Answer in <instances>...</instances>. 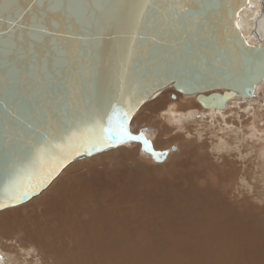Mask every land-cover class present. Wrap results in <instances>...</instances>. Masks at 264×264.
Here are the masks:
<instances>
[{"label": "water", "instance_id": "1", "mask_svg": "<svg viewBox=\"0 0 264 264\" xmlns=\"http://www.w3.org/2000/svg\"><path fill=\"white\" fill-rule=\"evenodd\" d=\"M258 5L249 44L236 26L249 0H0V211L38 196L71 162L128 142L70 159L38 193L7 201L40 144L66 142L114 104L131 101L135 115L165 89L208 111L250 100L264 82Z\"/></svg>", "mask_w": 264, "mask_h": 264}, {"label": "bare ground", "instance_id": "2", "mask_svg": "<svg viewBox=\"0 0 264 264\" xmlns=\"http://www.w3.org/2000/svg\"><path fill=\"white\" fill-rule=\"evenodd\" d=\"M249 2L252 8L240 12L239 27L248 43L254 44L251 30L259 5L258 0ZM159 98H154L153 107L164 104L159 119L164 128H183L199 116L212 127L209 132V128L205 131L207 125L189 128L192 131H184L189 139L197 144L206 139L217 159L224 152L238 150L234 156L244 164L253 155L259 178L264 177V82L250 100L229 103L220 112L186 107L179 99L165 104L166 97L165 101ZM154 99L142 106L151 102L150 106ZM232 110L237 112L233 117L240 112L251 114V124L240 138L233 130H238L236 124L224 121ZM146 138L153 139V135L146 134ZM131 144L128 141L120 145L125 148H116L120 153L115 152L113 163L91 161L68 175L75 164L71 162L43 195L22 207L0 211V264H146L148 255L141 257V252L158 254L162 264H264V220L232 212L215 188L189 186L191 180L182 177L185 175L181 177L188 181V190L171 182L158 190L153 186L138 189L132 177L121 179L125 174L115 168L123 157L129 159ZM245 144L249 147L241 152ZM135 147L143 152L140 146ZM169 150L175 151V147ZM175 164L183 166L178 161Z\"/></svg>", "mask_w": 264, "mask_h": 264}, {"label": "rangeland", "instance_id": "3", "mask_svg": "<svg viewBox=\"0 0 264 264\" xmlns=\"http://www.w3.org/2000/svg\"><path fill=\"white\" fill-rule=\"evenodd\" d=\"M165 91H162L161 94L159 95L160 98L162 99L166 97L165 99L166 101L163 99L165 101L164 102L165 104L167 101H175L179 99L186 107H190V108L200 107L199 110L200 111L203 110L201 106L195 101L194 98H188V97L184 98L180 94L176 93L171 89H167ZM159 96L156 98L158 99ZM171 96H173V98H171ZM155 99L154 101H152L153 102L151 104L152 106L151 105L149 106V104L151 103L150 102L149 104L147 103L146 105L141 106V108H139V110L134 115L129 126V131L134 136H139L143 134L144 139H146L149 142L151 150H148V148L144 145L143 141L141 140L129 141L130 143L134 144V145L131 144V147L127 148L129 150L128 154H130L129 159L123 157L125 158V160H123L122 158L124 162L121 160L117 168H115L117 172L118 171L120 172V175L125 174L124 176H120L121 179L123 178L128 179L129 177H132L134 181L138 183L137 184L138 189L139 188L146 189L150 186H153L155 189L158 190L161 188L162 185L171 182L173 186L178 185L180 187L182 185V187L180 188H182L183 190H188V188H190L187 185L188 181L185 182L186 179L184 180L182 179V177L187 178L192 182V183L190 181L188 182L189 186L193 185L194 183L196 185L195 187L200 186L207 188H212V187L215 188L218 197L222 201L224 202L226 201V203L232 206V208L234 209L232 210V212L242 211L243 213L248 214L250 216H254L258 219L260 217L259 220L263 221L264 220V177L259 178V166H255L253 164V155L250 156L249 159L243 161L244 164H241V162L237 160V158L234 156V154H236L238 150H232V152L229 154L227 152H226L227 154L224 152L225 154L223 153L222 156H219V158L217 159V155L213 154V152H211L210 148L207 146L208 142H206V139H203V141L199 140L200 143L197 144L196 142H194L193 139H189L187 134L184 133V131L190 132L192 130H195L196 126L205 127L206 125L208 127L207 126L205 127V131L209 128L206 131L209 132V130L211 129L210 127L212 126L209 125L207 120H202L200 119L201 117L196 116L193 120L187 121V123L184 124L185 126L183 128H178L176 126H174V128L173 126L170 128H164L163 123L159 121L161 115L160 111L162 110V108H164L163 107L164 104L162 103L161 105H155L156 108L155 110V108L153 107L157 100ZM147 105L148 108L149 107L151 108L148 109L146 107ZM235 112H236L235 110H232L231 113L229 112L227 114L228 116L224 119V121L226 122L232 121V123L236 124L238 130H236V128H234L233 130L234 133H236V136L240 138L242 137V135L244 136V133L248 130L247 127L250 126L251 124L250 121L252 118H251V114L248 113L249 115L248 114L246 115L245 113L242 112L237 114V116L239 115L238 117L237 116L233 117L232 113ZM248 118L251 119L249 120ZM157 121H159L160 123H158ZM189 128L192 130H190ZM146 134L153 135V139L151 138L147 139ZM207 135L208 134L205 133L204 138H206ZM232 136L233 135H230L231 138ZM137 145L140 146V148H143V152H138V149L137 150L135 149L136 148L135 146ZM120 147H124V146H120ZM172 147H175V151L169 150ZM234 147L236 148V146ZM247 147H249V144L247 145L245 144L240 149V151L245 152ZM119 148L117 147V149ZM124 148H121V150ZM117 149L106 151L104 153L98 154V156L94 155L92 156V158L91 157L84 158L73 162L75 164L71 163L70 165L72 164L73 165L70 167L73 168L69 170L68 175H71L72 172L74 173L75 171H77V167L85 165L88 162L90 163L91 161L93 162L97 160L99 163L102 164H106L107 162L110 161L111 163H113L112 159L114 156L117 155L115 154ZM131 151L133 154L131 153ZM153 152L155 153L166 152V153L161 161H157L154 158ZM119 153L120 152H118V154ZM175 153H178L177 156H173ZM225 155L227 157H230L231 159H228ZM118 160H120L119 156H118ZM177 161L183 163V166L181 167L180 165H176L175 162ZM125 163L128 165V167L126 166V168H125L126 165ZM134 165L137 166L135 170H133ZM173 168H175V170ZM125 170L126 172H123ZM218 186L220 189L218 188ZM46 190L43 191L40 195H38L36 198L32 199L31 201L10 209L19 208L31 203L33 200L43 195L46 192ZM262 223L264 224V222ZM145 255H148V258H146V264H162L161 263L162 260L160 259L158 254L154 252H141V257Z\"/></svg>", "mask_w": 264, "mask_h": 264}, {"label": "snow or ice", "instance_id": "4", "mask_svg": "<svg viewBox=\"0 0 264 264\" xmlns=\"http://www.w3.org/2000/svg\"><path fill=\"white\" fill-rule=\"evenodd\" d=\"M175 7L183 13L188 11L179 3ZM142 8L146 9L147 5H143ZM26 11L27 9H23L21 12V19ZM236 26L239 27V24L237 23ZM262 67H264V61H262ZM135 107L136 105H133L131 101H128L124 106L119 103L114 104L104 117L96 118L82 130L71 132L67 136L66 142L56 143L53 137V140L40 144L36 149L33 165L27 174L24 177L18 174L15 179L10 180L6 189L8 203L19 204L25 197L38 193L51 182V179L65 163L77 156L84 155L85 152L89 154L93 150L100 152L104 148L112 147L115 143L129 140H141L148 150H151L149 142L144 139L143 134L134 136L129 131L128 124L134 115ZM153 155L160 157L164 154L153 152ZM6 206H8L7 203L0 202V209Z\"/></svg>", "mask_w": 264, "mask_h": 264}]
</instances>
